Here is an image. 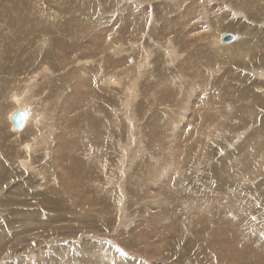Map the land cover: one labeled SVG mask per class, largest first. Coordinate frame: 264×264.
<instances>
[{"label":"rangeland","instance_id":"obj_1","mask_svg":"<svg viewBox=\"0 0 264 264\" xmlns=\"http://www.w3.org/2000/svg\"><path fill=\"white\" fill-rule=\"evenodd\" d=\"M2 168L0 264H264V0H0Z\"/></svg>","mask_w":264,"mask_h":264},{"label":"bare ground","instance_id":"obj_2","mask_svg":"<svg viewBox=\"0 0 264 264\" xmlns=\"http://www.w3.org/2000/svg\"><path fill=\"white\" fill-rule=\"evenodd\" d=\"M197 1V0H196ZM164 2V1H163ZM190 5H193V4H190ZM201 6V5H200ZM207 6V5H206ZM203 9H204V7H203ZM195 12V11H194ZM204 12V11H203ZM28 18V17H27ZM189 22V21H188ZM68 32V31H67ZM69 33V32H68ZM163 33V32H162ZM223 35V34H222ZM221 35V36H222ZM234 35V34H233ZM178 36V35H177ZM161 37V36H160ZM158 38V37H157ZM186 38H188V37H186ZM221 38V37H220ZM165 39V38H164ZM158 41H159V39H158ZM163 41V40H162ZM153 42H155V41H153ZM234 42V41H233ZM52 43V42H51ZM81 44H82V42H80ZM157 42H155L154 44H156ZM230 43H232V42H230ZM67 44V43H66ZM77 45H79V43H76ZM110 45H111V47H112V44L111 43H109ZM70 46V45H69ZM74 46V45H73ZM94 47H95V45H94ZM76 48V47H75ZM100 48V47H99ZM97 49V48H96ZM71 50H73V49H71ZM144 50V49H143ZM66 51V50H65ZM74 51H76V50H74ZM98 51V50H97ZM109 51V50H108ZM190 54V53H189ZM113 55V54H112ZM147 55V54H146ZM97 57V56H96ZM98 59V58H97ZM136 59V58H135ZM150 59V58H149ZM184 62V61H183ZM194 62V61H193ZM183 64V63H182ZM178 66H180V65H178ZM89 68V67H88ZM90 69V68H89ZM96 70H97V68H96ZM181 70V69H180ZM88 71V70H87ZM86 71V72H87ZM99 71V70H98ZM65 73V72H64ZM94 73V72H93ZM160 73V72H159ZM74 74H76L75 72H74ZM183 75V74H182ZM98 76H100V74H98ZM176 76V75H175ZM183 77V76H182ZM171 78V77H170ZM200 78V77H199ZM158 79V78H157ZM77 84V83H76ZM76 86V85H75ZM81 87H82V84L81 83H79L78 85H77V88H75V89H73L72 91L75 93V94H77V93H79L78 95H80V94H85V95H93V96H95V94H100V93H102V92H97V90H95V89H89L88 88V90L85 92V91H82L81 90ZM167 88H168V86H167ZM83 89H85V88H83ZM167 90V89H166ZM72 92V94H68L69 96L70 95H73L74 93ZM111 94H112V91H110L109 92V94H106V95H108V96H105V101H108V102H110L111 103V101H112V99H111ZM171 94V93H170ZM63 95V94H62ZM164 95H166V94H164ZM74 96H77V95H74ZM78 97V96H77ZM77 97H75L76 99H77ZM84 97H86V96H84ZM134 97V96H133ZM62 98V97H61ZM68 98H70V97H68ZM79 99H80V96L78 97ZM81 98H82V96H81ZM89 98V97H88ZM157 98V97H156ZM74 99V98H73ZM78 99V100H79ZM70 100V99H69ZM84 100H86V98L84 99ZM83 100V101H84ZM101 100V99H100ZM165 100H166V98H165ZM66 101H67V99H66ZM83 101H79L80 103V105L82 104L81 102H83ZM153 101V100H152ZM157 102V101H156ZM166 102H167V100H166ZM68 103V102H67ZM66 103V108H67V106L69 105V104H67ZM69 103H70V101H69ZM161 103V102H160ZM164 103V102H163ZM77 104H78V102H77ZM96 104V103H95ZM166 104V103H165ZM154 105V104H153ZM156 105V104H155ZM159 105H161V104H159ZM158 105V106H159ZM164 105V104H163ZM204 105V104H203ZM71 106V105H70ZM152 106V105H151ZM78 107H79V105H78ZM83 107V106H82ZM74 108V107H73ZM81 108V107H80ZM90 108V107H89ZM97 109L98 111H99V113H101V111H103V109L101 108V106H100V104L97 102V105H95V106H93V109ZM108 108V107H107ZM205 108V107H204ZM72 109V108H71ZM82 109V108H81ZM154 109V108H153ZM22 110H25V109H22ZM79 110V109H78ZM113 110L114 109H112L111 107H110V110H109V112H106L105 114H106V119L107 120H109L110 119V117L112 116L111 115V113L113 112ZM152 110V109H151ZM69 111H71V110H69ZM75 112V111H74ZM76 113V112H75ZM199 113V112H198ZM11 114H13V113H11ZM10 114V115H11ZM61 115V114H60ZM32 116H33V114H29V115H27V119L25 120V123H24V126H23V129L25 128V129H27V127L30 125V123H31V119H32ZM83 116V115H82ZM81 116V117H82ZM133 117V116H132ZM9 118H10V116H9ZM91 118H89V120H90ZM75 120H76V118H75ZM95 125V124H94ZM98 125V124H97ZM12 129V128H11ZM112 130V129H111ZM110 130V133L108 134V137L110 138V136L112 135V132L113 131H111ZM23 131V130H22ZM21 131V132H22ZM16 132V131H15ZM19 132V131H18ZM27 145H25V147H26ZM55 150H56V148H55ZM19 152V151H18ZM113 152V151H112ZM21 153V152H20ZM22 154V153H21ZM18 155V154H17ZM19 156V155H18ZM158 156V155H157ZM12 160V159H11ZM73 161V160H72ZM22 162V161H21ZM29 162V161H28ZM76 163V162H75ZM22 165H23V163H22ZM6 168V167H5ZM64 168V167H63ZM68 169V168H67ZM70 169H72V168H70ZM4 169L2 168L1 170H0V191L1 192H3L2 190H4L5 191V189H4V184H5V181H6V179L8 178L9 179V177H7V175L6 174H8V173H6L5 174V171H3ZM44 173V172H43ZM65 173V170H60V172H59V174L58 175H56V177H59L58 179H57V181L59 180V184L60 185H65V182H64V180L62 179V178H60V176H62L63 174ZM19 174V173H18ZM11 175V174H10ZM54 175V174H53ZM13 177V176H12ZM16 177V176H15ZM14 177V178H15ZM55 177V178H56ZM17 178V177H16ZM24 179V178H23ZM26 179H28V178H26ZM14 181H15V179H14ZM20 181V180H19ZM29 181H30V179H29ZM111 181V180H110ZM11 182H12V180H11ZM16 182V181H15ZM14 182V184H12V186H11V188L10 189H8V191H6V197H7V199L6 200H0V210L1 209H4V208H6V207H14V208H23V207H30V209L32 208H34V205H37V206H41V207H52V209H54L53 207H55L54 205H55V202H53V201H51V199L48 201V200H45V199H43L44 197L43 196H45V195H43V194H40L39 192H34L33 193V196L34 197H36V198H38V200H40V202L39 203H37V202H31V201H29L28 199H22V197H23V195H24V193H23V189L21 188V186H20V184H18V182H17V184ZM56 182V181H55ZM110 183V182H109ZM58 184V185H59ZM40 185V184H39ZM8 186V185H7ZM71 186V185H70ZM49 187H50V185H49ZM57 187V186H56ZM80 187V186H79ZM69 188V187H68ZM56 189H58V188H56ZM80 189H82V188H79V190ZM79 190H77L76 192H78ZM85 190H86V188H85ZM75 191V190H74ZM81 191H83V190H81ZM54 192H56V190L54 191ZM75 192V194H77ZM73 193V192H72ZM176 193V192H175ZM60 194V193H59ZM74 194V195H75ZM79 194V193H78ZM57 195V194H56ZM56 195H54V196H56ZM69 195V194H68ZM58 196V195H57ZM194 196V195H193ZM62 197V196H61ZM69 197V196H68ZM26 198H30V197H26ZM49 199V198H48ZM61 199V198H60ZM68 199V198H67ZM71 199V198H70ZM75 199H76V196H75ZM56 199H54V201H55ZM65 200H66V198H65ZM69 200V199H68ZM73 201V200H72ZM80 201H82V200H80ZM57 202V201H56ZM57 205H58V203H56ZM56 205V206H57ZM65 206V205H64ZM41 207H38V208H41ZM26 209V208H25ZM51 209V208H50ZM10 210V209H9ZM25 215V214H24ZM25 217V216H24ZM6 220V219H5Z\"/></svg>","mask_w":264,"mask_h":264},{"label":"water","instance_id":"obj_3","mask_svg":"<svg viewBox=\"0 0 264 264\" xmlns=\"http://www.w3.org/2000/svg\"><path fill=\"white\" fill-rule=\"evenodd\" d=\"M235 35L233 34H224L221 36V43L228 44L235 40ZM29 112L27 110H19L10 115V121L12 123L13 131H21L23 129L25 120L27 119Z\"/></svg>","mask_w":264,"mask_h":264}]
</instances>
